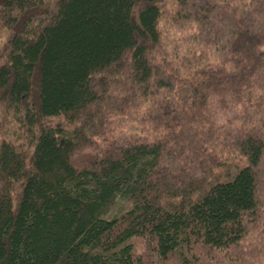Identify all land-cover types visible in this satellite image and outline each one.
Listing matches in <instances>:
<instances>
[{
    "label": "trees",
    "instance_id": "obj_1",
    "mask_svg": "<svg viewBox=\"0 0 264 264\" xmlns=\"http://www.w3.org/2000/svg\"><path fill=\"white\" fill-rule=\"evenodd\" d=\"M172 1L0 0V264H264V0Z\"/></svg>",
    "mask_w": 264,
    "mask_h": 264
},
{
    "label": "rangeland",
    "instance_id": "obj_2",
    "mask_svg": "<svg viewBox=\"0 0 264 264\" xmlns=\"http://www.w3.org/2000/svg\"><path fill=\"white\" fill-rule=\"evenodd\" d=\"M168 2H166V5L168 6L167 8H170L171 7V4H173V1L172 0H167ZM170 1H172V3L170 4ZM161 29H162V32H163V36L164 38L168 39L169 37H173L175 35H178L176 31L174 30H169L163 23H161ZM262 170V172H261ZM260 170L261 172V177L264 178V167H262V169ZM126 206V201L123 200L122 198H119L118 201H117V204L112 208V210L110 211V214L108 215L109 216H112L114 215L116 212L119 211V209L121 207H124Z\"/></svg>",
    "mask_w": 264,
    "mask_h": 264
}]
</instances>
